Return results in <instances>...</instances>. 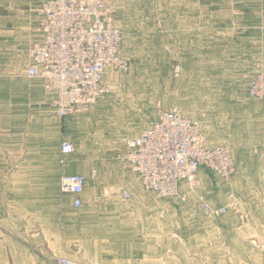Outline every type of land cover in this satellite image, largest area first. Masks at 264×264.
I'll return each instance as SVG.
<instances>
[{"label": "crops", "instance_id": "obj_1", "mask_svg": "<svg viewBox=\"0 0 264 264\" xmlns=\"http://www.w3.org/2000/svg\"><path fill=\"white\" fill-rule=\"evenodd\" d=\"M45 1L0 0V72L7 75L12 73L11 69L19 68L18 72L24 76L3 75L0 79V129L9 136L11 122L16 125L25 115L35 114L34 154L37 156L45 153V149H52L43 139V130L52 133L54 128L59 129L55 160L34 162V190L46 201L61 197L73 209L72 195L60 191V177L87 176L83 206L76 215L73 211L66 215V229L70 225L74 227L75 217L81 219L82 264H264V99L249 96L240 99L241 128L232 130L239 141L232 138L226 142L233 149L237 170L231 181L223 180L206 167L199 171V192L211 205L228 207V212L216 216L195 212L193 208H199L200 203L193 197L194 203L189 200L187 204L188 210L190 206L193 210L190 214L193 223L173 226L170 203L174 199L148 192L130 167L119 161L107 169L98 166L95 176L92 172L95 168L89 164L90 156H83L79 163L75 151L61 164L62 143L71 141L77 147L73 131L82 114L58 118L52 106L55 95L45 90L40 79L27 77L28 54L25 59L19 55L42 37L41 7ZM224 3V7L215 11L225 24L216 29L218 34L225 35L222 41H233L235 45L219 54L226 62L222 73L225 79L236 76L239 81L249 82L256 73L264 72V0ZM17 58V67L10 64ZM12 78L16 79L9 80ZM45 116L53 120L45 123ZM2 136L1 144L9 145V137ZM123 148L121 154L125 145ZM6 167L0 163V169ZM44 171L47 172L43 174ZM90 178L97 181L92 193L87 189ZM124 189L132 193L131 200L121 197ZM1 196L4 197L2 193ZM182 211L175 210L173 218L176 215L180 218ZM5 256L1 255L0 264H9Z\"/></svg>", "mask_w": 264, "mask_h": 264}, {"label": "rangeland", "instance_id": "obj_2", "mask_svg": "<svg viewBox=\"0 0 264 264\" xmlns=\"http://www.w3.org/2000/svg\"><path fill=\"white\" fill-rule=\"evenodd\" d=\"M105 1L115 27L121 32L119 53L126 65L123 69L107 70L104 82L108 93L90 110L82 112L81 122L75 125L73 135L77 147H74L79 163L83 156H90L89 164L95 168L92 172L96 176L98 166L107 169L119 161L127 137L138 136L159 117L160 111L173 109L180 110L197 124L209 148L225 145L233 153L226 142L232 138L239 141L232 130L241 128L240 99L253 98L251 83L264 72L256 73L249 82L239 81L236 76L225 79L222 73L226 62L219 54L235 44L221 40L225 35L218 34L216 28L225 23H221L224 18L216 13L219 7H224V2L231 0ZM40 40H34L26 52L19 53L24 59L28 54V67L32 62L30 51ZM12 60L10 64L17 67L18 58ZM18 69H11L12 73L7 75L0 72V79L3 75L24 77ZM13 79L16 78L9 80ZM33 115H25L16 125L11 122L9 136L0 129L2 137H9V145H2L0 139V163L7 165L0 169V257L5 254L9 264H59L62 258L82 264L81 219L75 217L74 227L70 225L66 229L67 213L73 211L76 215L79 210L71 209L61 197L46 201L34 190V162L55 160L60 131L58 128L52 133L43 130V139L52 149L35 155L37 135L33 130ZM43 119L45 123L53 120L48 116ZM66 162L61 157V164ZM236 171L230 178L219 177L230 182ZM90 179L87 189L92 193L97 181ZM198 182L200 185L199 173ZM182 188L191 203H194L193 197L206 199L199 187L195 192L184 184ZM187 204L171 201V225L193 223L190 215L193 210L190 206L189 211ZM178 209L183 214L173 218Z\"/></svg>", "mask_w": 264, "mask_h": 264}, {"label": "built area", "instance_id": "obj_3", "mask_svg": "<svg viewBox=\"0 0 264 264\" xmlns=\"http://www.w3.org/2000/svg\"><path fill=\"white\" fill-rule=\"evenodd\" d=\"M42 12V37L30 51L27 76L43 81L45 90L55 95L52 106L58 118L86 112L108 93L107 70L126 65L119 53L121 32L105 0H46ZM250 95L264 98V74L252 81ZM124 145L119 161L137 173L148 192L160 198L188 203L182 184L195 192L201 167L224 179L236 169L231 149L225 145L209 148L197 124L178 109L160 111L155 121L138 136L127 137ZM74 151L72 143L63 142V162ZM86 184L85 174H65L60 191L72 195L73 206L79 209ZM120 195L124 200L133 198L125 189ZM198 201L195 212L210 216L228 212V207H215L202 196ZM59 264L78 263L62 258Z\"/></svg>", "mask_w": 264, "mask_h": 264}]
</instances>
